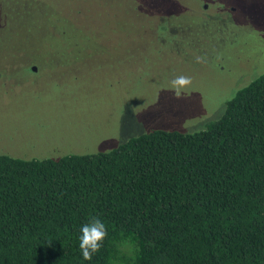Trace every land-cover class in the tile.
I'll use <instances>...</instances> for the list:
<instances>
[{
	"label": "trees",
	"instance_id": "1",
	"mask_svg": "<svg viewBox=\"0 0 264 264\" xmlns=\"http://www.w3.org/2000/svg\"><path fill=\"white\" fill-rule=\"evenodd\" d=\"M20 1H0V42L11 40L0 84H39L56 68L19 60L8 19L25 14ZM91 217L107 235L84 260ZM0 264H264V71L193 132L152 128L85 154L0 153Z\"/></svg>",
	"mask_w": 264,
	"mask_h": 264
},
{
	"label": "rangeland",
	"instance_id": "2",
	"mask_svg": "<svg viewBox=\"0 0 264 264\" xmlns=\"http://www.w3.org/2000/svg\"><path fill=\"white\" fill-rule=\"evenodd\" d=\"M18 6L25 14L8 20L19 60L56 68L37 76L39 84H0V153L13 157L108 151L152 128L202 129L264 71V0H22ZM10 41L0 42V57ZM177 76L191 80L180 99L170 85Z\"/></svg>",
	"mask_w": 264,
	"mask_h": 264
},
{
	"label": "clouds",
	"instance_id": "3",
	"mask_svg": "<svg viewBox=\"0 0 264 264\" xmlns=\"http://www.w3.org/2000/svg\"><path fill=\"white\" fill-rule=\"evenodd\" d=\"M198 63L203 61V57H196ZM191 80L186 76H177L170 81L171 90L177 99L182 98L184 88L190 84ZM79 236V251L84 260H91L93 254L97 253L104 241L107 230L105 224L91 217L89 222L82 225Z\"/></svg>",
	"mask_w": 264,
	"mask_h": 264
},
{
	"label": "water",
	"instance_id": "4",
	"mask_svg": "<svg viewBox=\"0 0 264 264\" xmlns=\"http://www.w3.org/2000/svg\"><path fill=\"white\" fill-rule=\"evenodd\" d=\"M33 69L36 70V67L34 66Z\"/></svg>",
	"mask_w": 264,
	"mask_h": 264
}]
</instances>
